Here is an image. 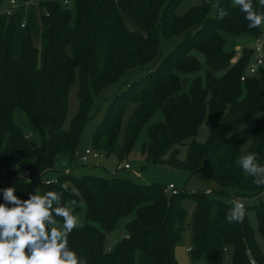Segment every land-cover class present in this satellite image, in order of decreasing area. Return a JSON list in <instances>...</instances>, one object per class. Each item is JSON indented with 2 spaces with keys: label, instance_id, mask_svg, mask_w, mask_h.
I'll return each mask as SVG.
<instances>
[{
  "label": "trees",
  "instance_id": "obj_1",
  "mask_svg": "<svg viewBox=\"0 0 264 264\" xmlns=\"http://www.w3.org/2000/svg\"><path fill=\"white\" fill-rule=\"evenodd\" d=\"M16 1L20 6L29 0ZM182 1L71 0V8L63 0H41V44L34 45L27 34L19 58L12 56L16 27L13 16L18 10L10 8L0 45V166H19L35 159L45 152L48 140L53 168L60 164V173L49 182L42 175L7 180L0 183V191L14 188V194L22 201L31 194L56 192L61 206L67 205L73 215L83 200L86 223L68 235L69 249L83 264H138V251L150 257L152 264H180L175 248L186 228L192 234V264H223L228 253L232 264H252L251 259L254 264H264V247L247 216L250 209L255 210L264 241V200L245 205L242 221L229 222L227 214L232 204L209 193L182 189L167 193L158 184L120 176L84 174L79 178L62 165L77 152L92 105L91 91L101 92L119 81L131 67L159 60L154 68L113 95L93 134L94 149L121 159L131 150L154 111L162 108L165 119L150 128L149 143L144 147L149 158L168 161L191 173L203 171L222 186L238 185L262 194L264 185H257L237 161L241 145L250 141L251 153L257 154L256 163L262 166L264 68L258 76L241 80L254 50L243 46L237 62L231 63L236 54L225 50L222 31L255 38L262 33L264 23L249 28L245 13L232 0H198L180 14L177 9ZM251 3L257 14L264 15L259 0ZM219 9L227 12L223 19L219 18ZM122 12L141 31L130 30ZM160 31L166 38L183 34L173 51L162 59ZM194 51L203 54L205 63L215 67L227 65V69L221 75L208 72L206 86L198 79L192 80L190 92H184L179 72L201 67ZM76 78L79 108L65 127L69 93ZM17 108L26 111L40 132L41 147H32L15 122ZM205 118L210 135L205 142H199L196 135ZM253 118L255 123L245 126ZM184 143L187 154L181 160L175 146ZM62 184L68 185L67 191L61 188ZM185 199L196 203L193 220L188 223ZM72 200L77 201L75 208L68 203ZM5 203L0 194V204ZM132 211L135 216L126 223V235L114 248L107 249V233L120 217ZM57 218L63 221L62 217Z\"/></svg>",
  "mask_w": 264,
  "mask_h": 264
},
{
  "label": "rangeland",
  "instance_id": "obj_2",
  "mask_svg": "<svg viewBox=\"0 0 264 264\" xmlns=\"http://www.w3.org/2000/svg\"><path fill=\"white\" fill-rule=\"evenodd\" d=\"M41 0H29L24 5H12L10 0H1L0 2V45L4 36V32L10 16L7 14V9L15 7L14 14L15 20V33L12 46V56L19 58L21 55L22 42L27 34L31 35V39L34 45L37 47L41 44V11L39 2ZM198 0H183L178 6V13L183 14L191 6L197 4ZM234 2V0H233ZM69 7H73L71 0L68 2ZM215 2L212 5L211 14L214 13ZM125 23L130 30L141 31V28L128 16L122 12ZM25 22L26 26H22L21 23ZM222 35L225 38V50L227 52H235L236 56L241 53V47H252L254 38L247 34H233L230 32L222 31ZM262 35L264 36V26L262 28ZM183 34H178L171 38L163 36L162 32H159V46H160V59L167 56L175 46L182 40ZM196 56L201 62V67L194 71H180L179 77L181 80L182 90L184 92H190L191 81L198 79L202 86H206V75L208 72H214L216 75H221L227 69V65L222 67H215L205 63L204 56L198 51H194ZM159 60H152L143 66H134L127 69L119 81L109 84L101 92L95 93L91 91L92 105L88 114V119L84 123L81 137L77 145V152L73 159L67 163V166L72 168V172L77 177H82L84 174H96L104 177L120 176L133 179L137 182L154 183L158 184L164 189L168 184L173 183L176 189H182L188 192L202 191L209 193L210 196L219 198L230 204L233 203L235 196L243 194L242 201L245 205L257 204L264 200V194L262 196L257 195V190L251 188H244L238 185H226L222 186L217 180L210 177L203 171L189 172L180 166H176L168 161L156 162L149 158L144 147L149 143V131L150 128L159 122L164 121L165 115L162 108H158L150 116L148 121L144 124L140 130L131 150L119 159L115 154H107L100 152V155L96 158L90 156L86 161L81 160V156L86 149L96 151L93 147V134L99 124V121L104 114L108 104L112 100V97L117 92L126 88L127 84L137 79L139 76L144 75L149 69L154 68L158 64ZM248 72L247 67L244 70ZM257 73L255 76H258ZM78 78H76L70 93H69V107L64 126L68 127L72 118L76 115L79 108V99L77 97L76 90L78 88ZM15 122L22 128L27 135L30 145L34 148L42 146L43 141L40 132L33 126L27 113L22 108H17L14 112ZM256 121V118L251 119L245 126L251 127ZM210 135L209 126L207 124V118H205L200 126L196 140L199 142H205ZM46 148L44 153H48L49 142L45 141ZM178 148V158L184 160L187 154V144H176ZM44 153H42L44 155ZM251 153V142L246 141L240 147V157ZM40 154V155H42ZM43 159V160H42ZM41 159V165L47 164V157L43 156ZM128 163L130 167L128 169H118L119 164ZM60 164H55L54 168H50L49 165L41 171L43 180L55 179L60 173ZM262 166H264V147H263V160ZM42 167V166H41ZM11 168V167H10ZM5 166H0V183L4 181L7 174ZM244 171V170H243ZM246 175H249L244 171ZM12 176L9 180H15L20 178V175H8ZM15 176V177H14ZM17 176V177H16ZM6 189V188H5ZM2 189L0 194L4 198ZM183 207L186 210V223L193 220V212L196 208V203L191 199H185L183 201ZM74 216L77 217V226H83L86 223V205L83 200L80 201L79 208L76 210ZM135 216V212L132 211L126 216H122L118 219L114 227L106 235V246L114 248L117 242L126 235V223ZM248 220L252 225L256 237L264 247V241L258 230V223L256 212L254 209H250L247 213ZM53 218L56 219L55 225L58 229H62L63 221L57 218L53 214ZM191 230L186 228L182 233L180 241L175 248V254L180 264H187L191 261V254L187 251V248L191 245ZM138 264H152V259L146 256L142 251H138L136 254ZM223 264H232L231 255L228 253L223 260Z\"/></svg>",
  "mask_w": 264,
  "mask_h": 264
},
{
  "label": "clouds",
  "instance_id": "obj_3",
  "mask_svg": "<svg viewBox=\"0 0 264 264\" xmlns=\"http://www.w3.org/2000/svg\"><path fill=\"white\" fill-rule=\"evenodd\" d=\"M234 3L245 13L249 28L264 23V15L253 10L251 0H234ZM259 4L264 6V0H259ZM226 15V11L219 9L220 19ZM256 155L248 153L237 162L254 177L257 185H264V166L256 163ZM61 188L67 191L68 185L62 184ZM14 191L11 187L4 189L6 203L0 204V264H83V260L68 247V235L77 227V217L67 205L61 206V197L49 191L44 195L31 194L29 199L22 201ZM54 202L56 207H53ZM68 203L72 208L77 206L76 200ZM53 213L63 218L62 229L55 226L57 221ZM244 216L245 205L235 199L227 219L240 222Z\"/></svg>",
  "mask_w": 264,
  "mask_h": 264
},
{
  "label": "built area",
  "instance_id": "obj_4",
  "mask_svg": "<svg viewBox=\"0 0 264 264\" xmlns=\"http://www.w3.org/2000/svg\"><path fill=\"white\" fill-rule=\"evenodd\" d=\"M63 2L68 3L69 0H63ZM10 3L12 5H15L17 3V1L16 0H10ZM9 13H10V8L7 9V14H9ZM21 25L26 26V23L22 22ZM252 48L254 50V54H253V57L247 66L248 72L247 73L244 72L241 75V80H245L248 76L256 75L261 68H264V36L262 35V33L254 38V41L252 43ZM237 59H238V55L234 56L231 59V63L237 62ZM99 155H100L99 151H92L91 149H86L85 152L83 153V155L81 156V160L86 161L90 156H92L93 158H96ZM129 167H130V165L128 163L118 165V169H123V168L128 169ZM67 170H69V169H67ZM45 182H49V180H47ZM164 190L167 193H176L177 192L176 186L173 183L168 184ZM263 194H264V190H263L261 195H263ZM235 199H239L240 202H242L244 204V202L241 200L242 198L235 196ZM191 249H192V247L190 246L187 248V251L190 252ZM225 250H227V249L225 248ZM250 261L252 264H254L253 259H251ZM187 264H192V262H188Z\"/></svg>",
  "mask_w": 264,
  "mask_h": 264
},
{
  "label": "crops",
  "instance_id": "obj_5",
  "mask_svg": "<svg viewBox=\"0 0 264 264\" xmlns=\"http://www.w3.org/2000/svg\"><path fill=\"white\" fill-rule=\"evenodd\" d=\"M232 4L235 5V3L233 2V0H232ZM241 49H242V47H241ZM43 156H46L47 157V164L41 165V159H42ZM47 165H49L50 168L51 167L53 168L52 156H51L50 150H48V153H44V155L43 154L42 155H38L35 159H33L31 161H28V162H25L24 164H21L19 166L14 165L11 168L10 167H7V169H6L7 174L5 175L4 181H7V180H9L12 177V176H8L9 174L10 175H20L21 177H29V176H34V175H42V174H39V173H41V171L43 169H45L47 167ZM62 165L66 169H71L72 170L71 166L68 167L66 163H64ZM59 168H60V165H59ZM4 181H2V182H4ZM107 249H111V248L107 246Z\"/></svg>",
  "mask_w": 264,
  "mask_h": 264
}]
</instances>
